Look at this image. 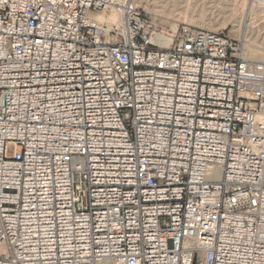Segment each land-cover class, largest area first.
I'll use <instances>...</instances> for the list:
<instances>
[{
    "label": "built area",
    "instance_id": "1",
    "mask_svg": "<svg viewBox=\"0 0 264 264\" xmlns=\"http://www.w3.org/2000/svg\"><path fill=\"white\" fill-rule=\"evenodd\" d=\"M0 264H264V61L136 0H0Z\"/></svg>",
    "mask_w": 264,
    "mask_h": 264
},
{
    "label": "rangeland",
    "instance_id": "2",
    "mask_svg": "<svg viewBox=\"0 0 264 264\" xmlns=\"http://www.w3.org/2000/svg\"><path fill=\"white\" fill-rule=\"evenodd\" d=\"M158 1L159 0H155V1L154 0H138L137 2L147 12L152 14L153 17L157 18V22H158L159 26L166 29V30L173 28V27H171L173 23H176L177 25L180 23H190V20H188V19L184 18L182 20V18L184 16L180 17L182 15L178 16V13L174 14L177 17L169 18L168 16L158 12L157 9L159 7L157 5L160 4V3L157 4ZM239 2H238V0H218V1L217 0H211L209 3L210 8L208 7L207 9H204L205 16L202 19H198V16H197L198 14H195V18H193V19L194 20L197 19V21H202L203 26H201V27H204L206 29L217 31L216 28L218 27L219 28L218 31H224L225 33H227L233 37H236V38L240 37L244 41L245 46H246V44H250L248 39L253 41L255 38L257 39L258 44H261L264 46V37H263L264 33H263V35L256 37V35L254 33L250 32L247 36V39H246L244 37V34L241 33L239 35L235 31V29L237 28L236 25L244 19V15L249 13V10H247V5L249 6V3H251L252 0H250L249 3L244 8H243V6H241L242 4ZM191 5H192V8H190L189 11L196 12L198 10V8L193 7L194 4H191ZM250 6H251V4H250ZM245 9H246V11H245ZM211 10L213 12L214 11L215 12L212 13ZM254 15H255V13H254ZM255 17L258 18V16H256V15H255ZM177 18H179L180 20H178ZM190 18H191V16H190ZM217 21H220V23H223V21H224L225 26L221 25V24L218 25ZM216 22H217V24H216ZM194 25H196V24H194ZM197 26H199V25H197ZM225 27H227V28H225ZM8 152L10 155L14 152V146L13 145L9 146Z\"/></svg>",
    "mask_w": 264,
    "mask_h": 264
},
{
    "label": "bare ground",
    "instance_id": "3",
    "mask_svg": "<svg viewBox=\"0 0 264 264\" xmlns=\"http://www.w3.org/2000/svg\"><path fill=\"white\" fill-rule=\"evenodd\" d=\"M210 1L211 0H159L157 4L159 3L160 4L157 5L159 7L157 11L168 16L169 18L177 17L174 14L178 13V16L179 15H182L180 17L184 16L182 20L185 18V19L190 20L191 24L203 26L202 21H197V19L194 20L193 18H195V14H198L197 15L198 19H202L205 16L204 9H207L208 7L210 8V5H209ZM249 1L248 0H238V2L242 4L241 6H243V8L249 3ZM191 4H194L193 7L198 8L196 12L189 11L190 8H192ZM247 10H249V13L244 15V19L236 25L237 28L235 27L236 28L235 31L239 35L241 33L244 34V37L246 39L250 32L254 33L256 37L263 35L264 33V15H263L264 14V2H256L252 0V2L249 3V6L247 5ZM214 12L212 11V13ZM254 13L256 16H258V18L255 17ZM179 18L177 19L180 20ZM217 22H218V25L221 24L225 26L224 21L223 23H220V21H217ZM176 26L177 24L173 23L171 27L176 28ZM216 29L218 31L219 28L217 27ZM248 40L250 44H246L245 46L248 56L254 60L264 61V46L261 44H258L256 38L253 41H251L250 39Z\"/></svg>",
    "mask_w": 264,
    "mask_h": 264
}]
</instances>
